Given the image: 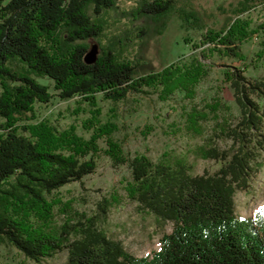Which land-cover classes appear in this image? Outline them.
Returning a JSON list of instances; mask_svg holds the SVG:
<instances>
[{"label": "trees", "instance_id": "trees-1", "mask_svg": "<svg viewBox=\"0 0 264 264\" xmlns=\"http://www.w3.org/2000/svg\"><path fill=\"white\" fill-rule=\"evenodd\" d=\"M119 1L0 0V245L36 263L67 251L66 264H264V207L241 218L235 204L237 191H247L260 170L263 80H250L236 67L223 73L241 116L237 123L217 120L219 135L232 141L228 150L207 141L194 151L199 159L222 164L213 174H195L185 154H163L158 161L144 154L127 157L115 136L117 125L103 122L98 108V96L119 105L148 91L163 101L181 93L193 99L205 72L201 57L140 74L139 64L124 55L130 37L152 29L162 35L175 18L183 31L201 32L224 56L246 62L242 45L256 31L244 15L264 6V0L218 5L216 12L224 16L219 30L209 27L206 12L193 0H139L123 13L131 29L111 31L103 45L108 28L103 17L119 9ZM90 40L101 50L88 65L84 58ZM50 85L61 100L77 97L92 108L84 123L88 138L74 128L60 131L47 120L18 125L36 119V104L51 103ZM185 121L194 137L204 136L210 123L196 109ZM101 142L112 164L129 170L125 198L141 214L172 226L149 257L129 253L105 227L110 209L122 202L117 194L101 200L92 216L56 196L95 173Z\"/></svg>", "mask_w": 264, "mask_h": 264}, {"label": "rangeland", "instance_id": "rangeland-1", "mask_svg": "<svg viewBox=\"0 0 264 264\" xmlns=\"http://www.w3.org/2000/svg\"><path fill=\"white\" fill-rule=\"evenodd\" d=\"M138 1L120 0L119 9L110 11L103 17L108 22L106 37L101 40L103 45L112 37L111 31L122 33L131 29L130 22L123 13ZM231 1L233 0H193V3L198 10L206 12L205 19L209 27L219 30L224 16L219 15L215 9L218 5H227ZM244 18L256 31V34L242 45L246 62L224 56L219 52L218 46L205 42L201 32L183 31L175 18L170 21L168 29L162 35L152 29L145 36L139 33V38L134 35L130 37V46L124 55L139 64L140 74L157 73L171 64L187 62L195 57H201L205 72L195 89L193 99L181 93L163 101L161 96L148 91V94L142 96L131 95L127 104L114 105L98 96L101 119L103 122L109 121L117 125L118 132L115 136L127 157L144 154L153 161H158L163 154H185L194 165V173L197 175L213 174L220 169V162L199 159L194 151L207 141H217L223 150H228L232 145V141L219 135L217 120L223 118L237 123L241 115L233 90L223 73L231 67H236L243 70L250 80L264 81V6H257L246 13ZM94 45L98 46L99 56L101 45L95 40H90L89 50ZM40 82L49 84L46 80ZM49 88L54 95L51 103L36 104V119L18 125L47 120L60 131L74 128L79 135L88 138L90 132L84 123L91 117L92 108L77 97L61 100L53 86L50 85ZM192 109L199 110L207 116L208 123L210 122L204 136H191L193 132L187 127L185 118ZM3 122L4 119L0 117V125ZM100 146L103 150L98 155V168L95 173L81 182L65 186L56 196L63 202H73L79 213L92 216L101 200L117 194L122 198V202L110 209L105 227L129 253L140 258L149 257L160 249L163 235L170 233L172 226L161 224L154 217L141 214L137 204L125 198L124 184L130 179L129 170L126 166H114L111 158L105 153L106 144L101 142ZM258 161L259 173L252 179L248 190L237 191L235 195L236 213L241 218H250L264 207V152ZM66 261L67 251L36 263L13 247L0 245V264H66Z\"/></svg>", "mask_w": 264, "mask_h": 264}, {"label": "water", "instance_id": "water-1", "mask_svg": "<svg viewBox=\"0 0 264 264\" xmlns=\"http://www.w3.org/2000/svg\"><path fill=\"white\" fill-rule=\"evenodd\" d=\"M98 46L94 45L92 46L91 50L87 52L85 55L84 61L86 64L91 65L94 64L98 59Z\"/></svg>", "mask_w": 264, "mask_h": 264}]
</instances>
